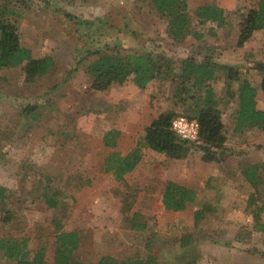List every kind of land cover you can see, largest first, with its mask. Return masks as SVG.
<instances>
[{
	"label": "rangeland",
	"instance_id": "obj_1",
	"mask_svg": "<svg viewBox=\"0 0 264 264\" xmlns=\"http://www.w3.org/2000/svg\"><path fill=\"white\" fill-rule=\"evenodd\" d=\"M187 1L190 32L177 42L166 34L168 20L146 0H0L3 9L15 11L9 15L17 22L21 43L36 57L57 58L55 69L31 82L26 81L25 64L0 69V187L5 189V199L0 197V236L27 238L29 259L42 253L48 264H56V234L76 230L80 245L73 260L82 264H98L105 255L118 264L149 255L160 264H221L211 248L225 249L228 244H233L239 258L222 254L227 264H264V229L260 228L264 214L258 220L246 216L264 203V178L249 190L242 185V194L226 190L217 217L198 220L197 210L205 215L213 206L202 190L183 213L168 210L163 203L168 169L177 161L144 147L143 160L128 177L117 180L106 170L107 157L116 151V138L128 121L139 140L147 122L160 112L197 120L204 95L189 80L171 79L180 73L185 59L235 66L257 87V105L264 109L260 82L264 74L253 68L255 62H264V28L238 45L243 15L262 0ZM205 3L224 10L221 26L198 23L196 10ZM127 28L135 30L138 43L126 50L153 56L163 76L147 91L137 89L130 76L127 102H106L104 93L91 86L94 75L89 65L106 46L125 49L121 32ZM218 72L210 89L222 111L226 137L234 142L229 134H234L238 85L223 68ZM120 86L105 91L118 99ZM136 92L139 99L148 93L151 100L130 102ZM108 133L115 147L105 144ZM244 134L235 143L251 147L245 163H264L258 153L264 154V128L249 127ZM226 142L224 162L229 160L227 150L233 148ZM189 156H203L199 144ZM260 175L264 176L263 165ZM242 195L240 206L237 201ZM230 206L236 211L242 208L228 219ZM8 217L10 222L4 220ZM229 221L238 222L237 235L229 233ZM141 223L145 227L137 229ZM0 264L17 263L1 252Z\"/></svg>",
	"mask_w": 264,
	"mask_h": 264
},
{
	"label": "trees",
	"instance_id": "obj_2",
	"mask_svg": "<svg viewBox=\"0 0 264 264\" xmlns=\"http://www.w3.org/2000/svg\"><path fill=\"white\" fill-rule=\"evenodd\" d=\"M149 7L164 16L168 20L166 34L174 41H181L189 32L190 15L187 0H146ZM14 10L9 11L0 6V69L17 67L25 64L26 81H34L37 77L46 74L54 65V58L50 54L36 57L32 49L21 43V35L17 22L12 15ZM196 14L198 23L205 25L209 22L221 26L226 18L224 10L213 3L200 5ZM21 17V14H18ZM264 28V0L256 6L250 7L243 15L239 24L238 45H244L256 30ZM118 48L121 45H117ZM122 47H124L122 45ZM111 49L106 46L99 51L100 58L89 65V71L93 73L94 80L92 88L96 90H107L111 86H120L132 76L133 82L139 88H145L151 81L163 76L160 69L150 54H144L133 50ZM130 49V48H128ZM179 74L176 77L189 80L197 92L204 95V106L200 110L197 121L199 123V141L190 142L182 139L172 129V120L176 117L174 112H163L145 127L144 134L138 140L136 146L128 153L119 151L111 152L106 161V170L112 172L117 180L123 179L127 173L134 170L142 159L143 148H151L157 152L164 153L173 159L187 158L194 145L199 144L203 151V158L207 161L223 162L225 155V124L222 111L217 107L210 82L218 76V71L223 68L227 78L236 81L238 85V108L236 115V132H242L249 127L264 128V109L257 105L258 89L247 78L238 73L235 66L217 64L209 61L197 62L191 58L181 62ZM253 68L264 74V62H255ZM224 72V73H225ZM169 76V74H168ZM168 78V77H165ZM264 92V75L261 81ZM110 133L105 135V144L115 147V141ZM259 166H249L244 170L245 177L254 185H257ZM5 189L0 187V197L5 199ZM193 190L182 187L174 182L166 186L163 203L168 210L180 211L187 208V201L193 194ZM1 208V207H0ZM196 212V219H201L200 212ZM264 214V203L258 210L254 211L256 220ZM8 216L11 213L8 211ZM4 218L10 222L11 218ZM143 229V223L136 226ZM264 229V225L260 227ZM58 258L56 264H82L73 260V252L80 245V234L78 231H62L56 234ZM3 252L8 260L17 264H48L42 253L29 259V241L27 238L14 236H0V253ZM40 252H45L41 249ZM98 264H118L113 257L105 255L100 258ZM128 264H160L154 255L145 259H129Z\"/></svg>",
	"mask_w": 264,
	"mask_h": 264
},
{
	"label": "crops",
	"instance_id": "obj_3",
	"mask_svg": "<svg viewBox=\"0 0 264 264\" xmlns=\"http://www.w3.org/2000/svg\"><path fill=\"white\" fill-rule=\"evenodd\" d=\"M189 15H190V6H189ZM134 31L135 30L133 28L132 29L127 28L121 32V35H122L121 42H122V45L124 47H134L133 45L138 43L137 38L135 36L136 32H134ZM254 33H253V35H254ZM88 37H89V35H87L86 38H88ZM24 46H26V45H24ZM28 48H30V47H28ZM53 58H54V65L46 74H48L52 69H55L56 68L55 66H57L56 56L54 55ZM153 81H151L145 88H139L134 82L133 83L137 89L147 91V87L151 86L153 84ZM261 81H262V79L260 80V82ZM129 82H130L129 80H126V82H124V84L122 86L118 87V92H116L117 94L120 95V97L118 99L112 98L107 93V91H105V90H102V91L98 90V91L99 92L101 91L102 93H104L103 95H105L106 102H120V104H121V102H127L125 97H127L128 92L125 90L126 89L125 87ZM138 97H139V93L136 92L135 96H130V102H136L137 103V102H143V101L151 100L150 99L151 96L148 93H146L145 98L143 100L139 99ZM160 114H161V112L158 115H155L153 119L158 117ZM131 118H132V116H131ZM153 119L149 120L147 122V124L145 125V127H147L153 121ZM124 122L126 123L127 121L125 120ZM235 126H236V122L234 124V128L232 131L235 130ZM130 127H132V124H131V121H128L127 125H125V127L122 129V132H120L118 134V137L116 138V147L114 148V150L119 151L122 154L128 153L132 148H134L136 146V144L138 142V138H136L137 137L136 135H138V134L137 133L134 134L133 133L134 127H132V128H130ZM124 129H126V132L124 131ZM243 130L244 131H242V132L234 131L233 132L234 134H231V133L229 134V137H232V139H235V140L233 142L230 139H227V141L228 140H230V141L226 142V144L230 143V145L233 148L227 150V153L229 154V160H227L225 162L224 161L223 162L207 161L203 157L196 158V157H192V156H188L187 158H184V159H173L170 157L168 158V156H166V154H164V153H160V152H157L151 148H148V149L154 151L155 153L165 155V157H167V159H170L168 161H171V160L177 161V164L174 163L171 167L169 166L167 184L169 182H174V183H176L182 187L193 190L194 195L192 194L190 196L191 198L188 199L187 207L189 206V203H192L193 201H195L197 199V196L200 195V190L205 192V194L207 195V197H206L207 199H205V200L208 203L213 204V206H212V210L210 212H208L209 211V209H208V211H206L205 215H203V213H200L201 219L202 218L204 219V218H216L217 217V211L216 210L224 202L221 197L225 194L226 190L232 191V193H234V194H236V193L242 194V191H241L242 185H244L248 190L251 189L252 186H254V184H252L245 177L244 170L247 167L254 166V165L259 166V171H258L259 182H258V184H260L261 180L264 178V176L260 175V167H261V165L264 166V163H261V161L253 163L252 165H249L250 163H245V160H248V157L250 155V153H248V149H251V147L248 146V143H243L241 141H239V143H235V141H237V139H239L240 137L245 135L244 134L245 128ZM246 134H248V133L246 132ZM70 138H71V136H70ZM239 146H242L243 148L245 147L246 150L242 151L241 149L236 148ZM258 153H259L260 157L261 156L264 157V154L262 153V151H260ZM141 160H143V153H142V159ZM140 163H141V161L138 163V165L135 167V169L139 166ZM134 170H132V171H134ZM132 171H130L129 173H131ZM228 171H230V172H228ZM129 173H127V174L129 175ZM127 174L125 177H128ZM209 188H210V190H209ZM203 189H205L206 191ZM164 192H165V190H164ZM164 192H163V196H164ZM243 196H245V195H242V197H239V201H237L238 205H240V206L244 203V200L242 199ZM248 198H249V195H246L245 199H248ZM234 199H235V197H234ZM233 207L234 206L227 207L226 212L228 213V216H227L228 219H231L232 215L236 216V214L242 208L241 207L238 211H236L237 210L236 207L237 208H239V207L236 205L235 206L236 210ZM254 211L255 210L252 211L253 214L248 213L246 216L251 214V216L254 219ZM177 212L183 213L184 210H180ZM242 216L243 215L241 214L240 217H242ZM228 223L230 224L229 225V233H234L235 235H237V233H238L237 231L239 229V225L237 224L238 222L237 221H234V222L229 221ZM242 226H240V228H242ZM239 240H241V238H239ZM241 242H243V241H241ZM205 243H207V241H200L201 245H203ZM234 243H236V242H234ZM232 245L233 244H228L225 247V249L222 247H219L216 251H215V247L212 246L211 249H212L213 253H216V257L219 258V260L221 261V264H227L225 262V258H223L221 256L222 254L229 255L231 257V259L232 258H234V259L239 258L238 257L239 252L235 251L234 247Z\"/></svg>",
	"mask_w": 264,
	"mask_h": 264
},
{
	"label": "built area",
	"instance_id": "obj_4",
	"mask_svg": "<svg viewBox=\"0 0 264 264\" xmlns=\"http://www.w3.org/2000/svg\"><path fill=\"white\" fill-rule=\"evenodd\" d=\"M172 129L182 139L195 142L199 140V123L196 119L186 116H176L172 120Z\"/></svg>",
	"mask_w": 264,
	"mask_h": 264
}]
</instances>
